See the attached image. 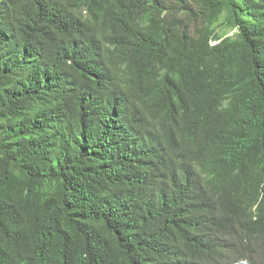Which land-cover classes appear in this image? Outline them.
I'll return each instance as SVG.
<instances>
[{
	"label": "trees",
	"instance_id": "obj_1",
	"mask_svg": "<svg viewBox=\"0 0 264 264\" xmlns=\"http://www.w3.org/2000/svg\"><path fill=\"white\" fill-rule=\"evenodd\" d=\"M242 251L264 263V0H0V264Z\"/></svg>",
	"mask_w": 264,
	"mask_h": 264
},
{
	"label": "clouds",
	"instance_id": "obj_2",
	"mask_svg": "<svg viewBox=\"0 0 264 264\" xmlns=\"http://www.w3.org/2000/svg\"><path fill=\"white\" fill-rule=\"evenodd\" d=\"M242 254V258H239L235 255L226 256L223 259V264H264L262 259H260V257L257 255V252H251L250 254L242 251Z\"/></svg>",
	"mask_w": 264,
	"mask_h": 264
},
{
	"label": "rangeland",
	"instance_id": "obj_3",
	"mask_svg": "<svg viewBox=\"0 0 264 264\" xmlns=\"http://www.w3.org/2000/svg\"><path fill=\"white\" fill-rule=\"evenodd\" d=\"M232 33H233V32H231V31L229 32V34H232Z\"/></svg>",
	"mask_w": 264,
	"mask_h": 264
},
{
	"label": "water",
	"instance_id": "obj_4",
	"mask_svg": "<svg viewBox=\"0 0 264 264\" xmlns=\"http://www.w3.org/2000/svg\"><path fill=\"white\" fill-rule=\"evenodd\" d=\"M240 261V260H239Z\"/></svg>",
	"mask_w": 264,
	"mask_h": 264
}]
</instances>
